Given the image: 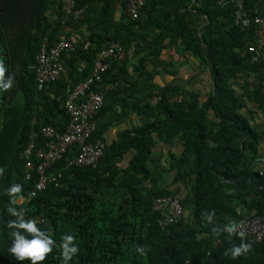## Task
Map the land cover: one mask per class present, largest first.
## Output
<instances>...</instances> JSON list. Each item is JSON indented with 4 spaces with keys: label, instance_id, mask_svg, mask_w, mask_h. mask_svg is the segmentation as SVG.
<instances>
[{
    "label": "trees",
    "instance_id": "trees-1",
    "mask_svg": "<svg viewBox=\"0 0 264 264\" xmlns=\"http://www.w3.org/2000/svg\"><path fill=\"white\" fill-rule=\"evenodd\" d=\"M129 1L76 0L78 8L88 9L75 22L63 13L64 0H0V63L6 69L4 78H13L10 88L0 89V168L4 169L0 175V264H30L27 259L11 258L7 250L13 239L7 222L15 217L6 211L5 192L14 183L22 188L12 206L24 209L25 219L51 230L56 245L63 234L74 236L78 252L69 264H264V239L232 258L226 253L239 246L241 238L213 234V225L202 216L214 211L213 223L220 228L245 218L264 219V169L256 166L261 135L233 87L240 76L257 75L252 99L264 112V49L255 64L248 52L260 36L258 27L243 30L235 22L234 8H222L218 0H145L140 19L133 22L126 13ZM244 4L248 17L264 15V0H244ZM85 32L87 37L81 36ZM72 33L78 44L71 40ZM62 38L76 46L73 54L62 59L68 79L40 87L32 67L41 46L46 39L54 43ZM169 40L180 41L202 70L210 72L213 90L207 99L201 103L198 93L175 86L159 89L146 80L138 92L147 96L137 103L140 107L145 103L140 113L151 122L123 133L118 143L105 149L97 168H68L79 151L76 145L70 147L46 172L61 174L60 185L25 200L38 174L34 171L27 179L23 154L33 135L36 149L43 148L45 127L66 130L68 90L91 76L97 55L113 44H120L125 53L121 59H111L102 85L117 78L116 71L126 80L124 64L130 55L138 60L136 70L142 71L150 57L161 55ZM104 112L105 107L99 117ZM102 133L97 126L91 141L100 140ZM176 137L184 148L174 160V182L187 184L189 194L178 200L184 211L191 206V212L162 229L152 204L156 199L177 198L165 189L146 187L153 178L149 161L155 139L171 143ZM131 152L134 156L123 168ZM31 159L37 164L34 155ZM41 264H61L59 249L54 246Z\"/></svg>",
    "mask_w": 264,
    "mask_h": 264
},
{
    "label": "built area",
    "instance_id": "built-area-1",
    "mask_svg": "<svg viewBox=\"0 0 264 264\" xmlns=\"http://www.w3.org/2000/svg\"><path fill=\"white\" fill-rule=\"evenodd\" d=\"M145 4V0H130L126 10L128 18L133 22L139 20ZM218 5L222 8L233 7L235 22L243 30L252 25H256L260 31L264 30V15L254 18L248 17L244 10V0H218ZM87 9V6L78 8L76 0H64L63 3V13L75 22H80L84 18ZM65 18H63L62 23H66ZM263 49L264 40L258 37L256 44L248 48V52L252 54V64L261 59ZM75 50V44L68 38H62L54 43H50L46 39L41 46L36 64L32 67L36 73L38 85L45 87L67 79L68 71L63 66L62 59L64 56L73 54ZM123 53L120 44H113L102 50L95 60L91 76L68 90L65 108L69 116V123L64 132H59L51 126L45 127L42 131L45 139L44 146L37 149L36 137L32 136L23 158L26 161L28 171L27 179L30 180L31 173L36 171L38 181L34 190L29 193L25 200L29 201L49 186L58 187L60 185L62 175H48L47 169L60 161L68 149L74 145L79 148L78 155L69 162L68 168H97L99 166L106 147L101 140L91 141L97 128L94 121L95 117L104 107V97L97 90V87L101 85L109 72L111 59L120 58ZM33 155L38 160L37 164L31 159ZM23 201V199L20 200V203ZM152 205V210L159 215L158 224L162 229L177 224L186 215L178 199H156ZM38 222H42V220L40 219ZM237 231H243L244 237L250 244H260L264 239V219L258 217L245 218L237 224Z\"/></svg>",
    "mask_w": 264,
    "mask_h": 264
},
{
    "label": "crops",
    "instance_id": "crops-1",
    "mask_svg": "<svg viewBox=\"0 0 264 264\" xmlns=\"http://www.w3.org/2000/svg\"><path fill=\"white\" fill-rule=\"evenodd\" d=\"M97 8L95 6V9ZM261 11L264 14V6ZM120 17L121 13L119 8H117L115 18L118 21ZM259 32V37L264 40V30H259ZM85 33H82L81 36L87 37L88 33ZM70 38L74 43L78 44L76 35L72 33ZM164 44L166 48L162 50L161 55L155 59L150 57L149 63L144 64L145 68L142 71L136 70L135 67L138 64V60L133 59L132 55H130V59L124 64L128 68L126 80L116 71L114 76L117 78H111V80L97 87V90L104 97L106 112L100 117L98 115V121L95 124L103 130L100 140L105 144L106 148L109 145L118 143L123 133L151 122L150 118L140 113L145 103H142L141 107L137 103L147 96V94L138 92L140 90L138 88H141L146 80L148 84L150 83L159 89L166 86H175L187 90L188 93H198L201 103L212 92L213 81L210 72L202 70L199 63L184 50L183 44L180 41L173 44L170 40ZM124 54L117 59L123 58ZM258 79L255 74L240 76L234 82L233 87L238 92V96L244 99L247 105V110H244V112L252 113L254 117L253 126L257 133L261 135L256 166L264 169V112L258 109L254 99H252L253 86ZM153 104H156L155 101ZM183 148V142L179 137H176L171 143L155 139L152 161H149L153 178L146 183L148 189H165L172 192L177 199L180 198L182 200L189 194L186 183L174 182L177 176V171L173 168L174 160L182 155ZM133 156V152L129 153L121 166L127 168ZM240 211L244 212L241 208ZM190 212L191 206L187 205L185 209L186 217L189 216Z\"/></svg>",
    "mask_w": 264,
    "mask_h": 264
},
{
    "label": "clouds",
    "instance_id": "clouds-1",
    "mask_svg": "<svg viewBox=\"0 0 264 264\" xmlns=\"http://www.w3.org/2000/svg\"><path fill=\"white\" fill-rule=\"evenodd\" d=\"M5 66L0 63V89H8L12 86L13 78L9 75L4 78ZM4 172L3 168H0V175ZM22 186L20 184H12L6 189L5 194L9 197V205L6 207V211L10 216L15 217L7 222V227L11 231L9 235L13 238L11 247L7 250L11 254V258L17 261L29 260L30 264H41L45 260L47 254L53 251V247L56 246L59 249V256L61 264H69V261L77 254L78 247L73 242L74 236L65 233L60 238L59 245L55 244L52 238L51 230H44L37 227L36 221L32 219H25L24 209L17 210L12 205L16 204L17 194L21 192ZM203 218L213 227L211 231L213 234L219 236L221 232L228 234V238L231 239L235 233L241 238L239 246H233L228 253L232 258L238 257L242 252L247 253L251 247L250 243L244 242L245 233L243 231H237V225L234 222H230L223 226L218 227L213 223L215 212L202 213ZM143 253V249H137Z\"/></svg>",
    "mask_w": 264,
    "mask_h": 264
}]
</instances>
